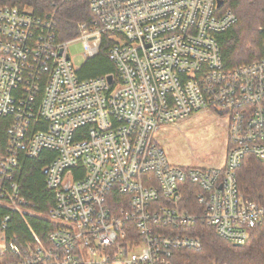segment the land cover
<instances>
[{"label":"built area","instance_id":"1","mask_svg":"<svg viewBox=\"0 0 264 264\" xmlns=\"http://www.w3.org/2000/svg\"><path fill=\"white\" fill-rule=\"evenodd\" d=\"M222 6L90 0L76 40L90 58L107 35L116 71L84 79L54 15L0 7V116L13 120L0 155V264H171L174 251L203 248L191 234L200 220L248 241L264 205L242 194L238 170L248 155L264 160V56L225 67L217 35L238 17ZM204 110L229 117L225 163L172 164L156 129ZM45 149L57 153L45 168L55 204L42 215L54 228L21 245L7 236L12 213H35L15 172Z\"/></svg>","mask_w":264,"mask_h":264},{"label":"trees","instance_id":"2","mask_svg":"<svg viewBox=\"0 0 264 264\" xmlns=\"http://www.w3.org/2000/svg\"><path fill=\"white\" fill-rule=\"evenodd\" d=\"M223 1L221 10H233L238 17L235 25L217 35L225 67L232 69L259 60L264 56V0ZM6 5L28 8L38 15H54L60 41L78 39L80 25L93 18L90 0H0V7ZM111 45L109 37L104 36L99 53L88 58L80 69L81 78L115 73L116 67L109 57ZM12 121L10 116H0V155L8 145V128ZM56 156L57 153L49 149L34 158L23 156L15 172L28 208L35 213L27 214L26 220L17 212L12 213L7 236H16L21 245L33 239L31 229L45 238L54 228L53 223L42 215L55 204L54 191L46 184L45 168ZM238 183L244 196L264 205V160L248 155L238 170ZM186 199L195 206V192L189 193ZM5 212L6 209H0V217ZM191 234L201 238L203 248L176 250L171 264H264V222L251 229L244 245L220 237L213 227L201 220Z\"/></svg>","mask_w":264,"mask_h":264},{"label":"rangeland","instance_id":"3","mask_svg":"<svg viewBox=\"0 0 264 264\" xmlns=\"http://www.w3.org/2000/svg\"><path fill=\"white\" fill-rule=\"evenodd\" d=\"M69 52L77 68H82L89 58L81 39L71 43ZM154 137L176 166H221L227 156L229 117L200 111L177 123L159 126Z\"/></svg>","mask_w":264,"mask_h":264},{"label":"water","instance_id":"4","mask_svg":"<svg viewBox=\"0 0 264 264\" xmlns=\"http://www.w3.org/2000/svg\"><path fill=\"white\" fill-rule=\"evenodd\" d=\"M218 3H219V5H223L224 1H223V0H218ZM111 78H112V77L110 76L109 79L111 80ZM46 171H47V170L45 169V173H46Z\"/></svg>","mask_w":264,"mask_h":264}]
</instances>
